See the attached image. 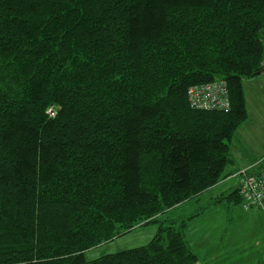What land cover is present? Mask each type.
I'll return each instance as SVG.
<instances>
[{"label":"trees","instance_id":"16d2710c","mask_svg":"<svg viewBox=\"0 0 264 264\" xmlns=\"http://www.w3.org/2000/svg\"><path fill=\"white\" fill-rule=\"evenodd\" d=\"M263 65L264 0H0V264H199L188 223L242 209L240 184L168 215L234 174L243 81ZM215 80L230 110L191 109L188 88Z\"/></svg>","mask_w":264,"mask_h":264},{"label":"crops","instance_id":"0c3cea01","mask_svg":"<svg viewBox=\"0 0 264 264\" xmlns=\"http://www.w3.org/2000/svg\"><path fill=\"white\" fill-rule=\"evenodd\" d=\"M243 92L248 119L236 129L230 143L231 165L236 168L232 175L236 179L233 189L237 188L240 180L236 175L237 171L256 168L264 160L263 157L261 160L241 163V154L256 151L264 144V117L257 118L256 115L264 113V72L253 79L243 81ZM250 102L255 103L256 108L251 110ZM259 111L260 113H257ZM257 122H260V126ZM255 145L257 146L252 149ZM249 148L251 150H247ZM235 155L239 158L235 159ZM239 164L240 166H237ZM226 180L210 188L208 192L223 186L218 195L224 193ZM180 206L182 205L170 212ZM185 239L199 264H260L264 262V215L260 211H243L239 205L228 207L219 204L206 209L188 223Z\"/></svg>","mask_w":264,"mask_h":264},{"label":"built area","instance_id":"2783aa9c","mask_svg":"<svg viewBox=\"0 0 264 264\" xmlns=\"http://www.w3.org/2000/svg\"><path fill=\"white\" fill-rule=\"evenodd\" d=\"M187 101L189 107L197 111L228 112L231 107L227 83L224 80L189 87ZM236 175L240 178L242 209L260 211L264 215V170L255 172L254 168L242 169Z\"/></svg>","mask_w":264,"mask_h":264},{"label":"rangeland","instance_id":"374dc122","mask_svg":"<svg viewBox=\"0 0 264 264\" xmlns=\"http://www.w3.org/2000/svg\"><path fill=\"white\" fill-rule=\"evenodd\" d=\"M249 108L251 110L252 108H256L255 103L250 102ZM257 113H260V111ZM256 115H257V118L263 119L264 117V113L256 114ZM257 123L260 126V122H257ZM262 123L264 125V119ZM256 138L258 139L257 136ZM241 141L245 142L244 139H241ZM238 145L239 147H241L240 143ZM256 146L257 145H255L252 149H254ZM247 150H251V149L249 148ZM241 155H242L241 163H244V164H246L247 162H251L252 160H261L264 157V144L260 146L256 151H252L251 153H246V154H241ZM238 158L239 157L235 155V159H238ZM237 166H240V164ZM235 171H236V168L232 167L231 164L226 169V173L231 172V174H233L235 173ZM235 183H236V179H234V177L232 176H229L226 180V184H224L226 186V191L224 193L230 192L233 189V185ZM222 187L223 186H220L212 191H209V192L207 191L208 193L205 192L199 197L198 200H191L185 204H182L180 208H178L174 212H171L168 216L176 217V216L185 215V214L199 211V208L205 206L207 202L209 201V199L218 196V194L220 193L219 191L222 189ZM156 231H157L156 226L136 229L130 234H126L125 236L119 239H115L113 241L107 242L105 244H102L100 246H97L95 248H92L86 251L84 253L85 258L86 260L90 261V260H94V259L100 258L105 255L116 254V253H119L125 250H130L133 248L144 246L153 238Z\"/></svg>","mask_w":264,"mask_h":264},{"label":"water","instance_id":"95a60500","mask_svg":"<svg viewBox=\"0 0 264 264\" xmlns=\"http://www.w3.org/2000/svg\"><path fill=\"white\" fill-rule=\"evenodd\" d=\"M264 72V65L261 67V69L259 70L258 74H262Z\"/></svg>","mask_w":264,"mask_h":264}]
</instances>
